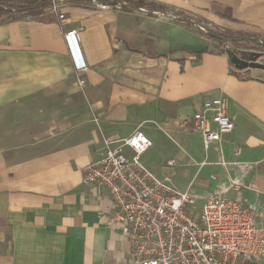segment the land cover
<instances>
[{"label": "crops", "instance_id": "crops-1", "mask_svg": "<svg viewBox=\"0 0 264 264\" xmlns=\"http://www.w3.org/2000/svg\"><path fill=\"white\" fill-rule=\"evenodd\" d=\"M59 1L57 12L0 20V264H131L125 224L114 219L108 189L83 184L82 169L102 156L105 138L135 129L152 146L160 132L178 147L182 169L171 178L196 196L197 207L222 188L227 198L255 206L264 224V71L232 67L221 45L193 24L264 40V0H143L186 19L125 2ZM71 29L84 72L69 55ZM73 75L84 79L85 107H64L70 118L64 133L78 127L84 136L63 145L21 143L22 135L44 134L45 116L47 133H60L61 103L76 98L59 91ZM219 94L228 98L234 127L220 149L213 143L204 150L189 119L203 98ZM141 159L155 174L162 170Z\"/></svg>", "mask_w": 264, "mask_h": 264}, {"label": "built area", "instance_id": "built-area-1", "mask_svg": "<svg viewBox=\"0 0 264 264\" xmlns=\"http://www.w3.org/2000/svg\"><path fill=\"white\" fill-rule=\"evenodd\" d=\"M59 4L53 0L50 10L57 12ZM139 10L178 19L172 11ZM58 17L63 14L58 13ZM193 24L205 35L213 28L196 20ZM65 40L75 70L86 71L76 30L66 31ZM219 45L231 49L227 42ZM77 82L82 85L84 79L79 77ZM189 124L200 136L204 150L213 143L220 149L222 136L234 127L227 96L203 98ZM103 142L102 156L83 167L82 183L108 189L114 219L125 224L131 264H236L238 259L257 262L264 258V224L257 221L263 216L255 206L244 199L227 198L225 189L220 188L208 192L197 207L196 196L189 189L178 190L171 176L155 174L143 163L141 156L152 141L141 130ZM238 151L234 149L235 154ZM175 164L172 158L165 166Z\"/></svg>", "mask_w": 264, "mask_h": 264}, {"label": "rangeland", "instance_id": "rangeland-1", "mask_svg": "<svg viewBox=\"0 0 264 264\" xmlns=\"http://www.w3.org/2000/svg\"><path fill=\"white\" fill-rule=\"evenodd\" d=\"M47 9H50V8H47ZM30 17H36V16H30ZM1 19L2 18H0V20ZM204 23H206V22H204ZM211 31L222 32V30H219V29L214 28V27L211 28V30L209 32H211ZM213 41L215 43H219L215 39ZM229 45H230V48L233 50H236V49L237 50H253L256 52L264 51V48L258 46V44L251 38H248L244 42H239V43H235V44L229 43ZM258 61L264 63V55L261 58H259ZM253 69L258 70L259 68H253ZM72 77L74 79L69 81V83H68L69 86L68 87H66V86L61 87L60 91H59V95L61 98H65L67 95L73 96L74 98H76V102L61 103V111L59 113V121H60L59 131H60V133L58 135L57 134L53 135L51 133H47L48 130H51V127H50L51 126V123H50L51 118H50V116H45V118L43 120L44 127H45V129H43L44 134H42V135H36V134L31 135V134H29L26 136L22 135V136H20L21 143H28L29 144V143L35 142L37 140L44 139V143L46 144V142H47V145H49V146H51V145L52 146L53 145H63L65 143H69V142L78 140L84 136L83 130L79 129L78 127L76 129V132L73 134L64 133L67 130H69L65 127L68 125V121L70 119L69 114L64 109V107L66 108V106H68V105H73L80 112L85 107V104L81 100L85 96L84 86H83V84L82 85L78 84V82L75 80L74 75ZM69 79H71V78H69ZM65 99H67V98H65ZM79 101H81V102H79ZM74 115L76 116V114H74ZM78 117H80V116L77 115L76 119H78ZM193 142L196 143L197 140L193 139ZM29 153H30V151H29ZM146 156L149 157V160H148L149 163H151L152 165H157V166L161 167L162 170L157 174L169 175V176H172L173 178H176L177 175L180 173V170L182 169V166L179 164V160H181L182 153L180 152L178 147L174 143H172V141L167 136H165L164 134H162L160 132L155 133L153 146L147 152L144 153V158ZM172 157L177 160V163L173 167H166L165 166L166 160L169 158H172ZM236 264H258V263L238 259L236 261Z\"/></svg>", "mask_w": 264, "mask_h": 264}, {"label": "trees", "instance_id": "trees-1", "mask_svg": "<svg viewBox=\"0 0 264 264\" xmlns=\"http://www.w3.org/2000/svg\"><path fill=\"white\" fill-rule=\"evenodd\" d=\"M76 1H88V0H76ZM99 3L103 4H122L125 2V5H129L132 7H139L146 5V9L148 11L158 10V11H166L168 9L161 7L155 4H149L144 2L143 0H134L127 2V0H96ZM53 0H0V18L2 19H11L16 20L22 16H37L44 12L45 9L50 8ZM179 19H186L182 14L176 12ZM208 38H213L217 40L219 43H239L244 42L248 38L253 39L258 46L264 48V40L261 39L256 34L251 33H241V34H233L229 31L222 32H208L206 34ZM221 53H226L229 63L232 67L236 68L233 62L230 60L232 55L240 57L244 60H248L254 53H260L261 58L264 55V51L256 52L253 50H233V49H225L224 51L220 50ZM258 58V59H259ZM237 69V68H236Z\"/></svg>", "mask_w": 264, "mask_h": 264}, {"label": "water", "instance_id": "water-1", "mask_svg": "<svg viewBox=\"0 0 264 264\" xmlns=\"http://www.w3.org/2000/svg\"><path fill=\"white\" fill-rule=\"evenodd\" d=\"M167 14V12H163ZM261 56L260 53H254L248 60H244L240 57L232 55L230 60L233 62L235 67L239 70L246 69V68H259L264 71V63L259 62L258 58Z\"/></svg>", "mask_w": 264, "mask_h": 264}]
</instances>
